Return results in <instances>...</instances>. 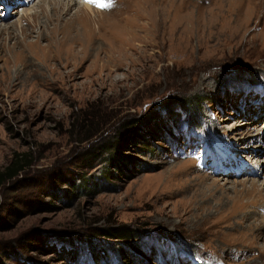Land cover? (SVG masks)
I'll use <instances>...</instances> for the list:
<instances>
[{"label": "rangeland", "instance_id": "rangeland-1", "mask_svg": "<svg viewBox=\"0 0 264 264\" xmlns=\"http://www.w3.org/2000/svg\"><path fill=\"white\" fill-rule=\"evenodd\" d=\"M57 1L0 0V264H264V0Z\"/></svg>", "mask_w": 264, "mask_h": 264}, {"label": "trees", "instance_id": "trees-1", "mask_svg": "<svg viewBox=\"0 0 264 264\" xmlns=\"http://www.w3.org/2000/svg\"><path fill=\"white\" fill-rule=\"evenodd\" d=\"M197 103L198 104H202V102H198L197 101ZM189 104L193 107V106H197L198 107V104H195V102H194V100L192 99V100H189L188 102H187V105L189 106ZM200 104V105H201ZM183 112H184V115H185V119H186V126L189 128V129H191V128H193V126H196L197 125V123L196 122H193V123H191V121L188 119V112L187 111H185V110H182ZM103 148H104V150H103ZM102 148V151L103 152H111V150L113 149V146H111V145H108L107 147H103ZM23 163H22V161L20 160V161H15V159H14V161L9 165V166H7V167H5L2 171H0V188L1 187H3L5 184H7L8 182H10L13 178H15L17 175H18V173L19 172H21L22 170H23ZM120 231V229H117L116 231ZM118 233H121V231L120 232H118ZM123 233V232H122ZM105 235V233L103 234V236ZM109 235H111V234H109ZM113 236V235H112ZM127 235H124V237H126ZM68 258L69 259H73L74 257H70V256H68Z\"/></svg>", "mask_w": 264, "mask_h": 264}, {"label": "bare ground", "instance_id": "bare-ground-1", "mask_svg": "<svg viewBox=\"0 0 264 264\" xmlns=\"http://www.w3.org/2000/svg\"><path fill=\"white\" fill-rule=\"evenodd\" d=\"M60 2H58V3H56V2H53V4L54 5H52V7H53V10H61V4L60 3H62L63 1L65 2V4H66V6L65 7H69L70 6V4H75V2L73 3V1H78V0H59ZM83 1H85V0H83ZM104 3H107V2H104ZM57 7H56V6ZM87 5V4H86ZM88 7H86V9L85 10H87L88 11ZM104 9V8H103ZM106 9V8H105ZM107 10H108V7H107ZM73 16V15H72ZM3 19V15L2 14H0V21ZM64 19V18H63ZM72 23V22H71ZM76 25V24H75ZM75 25L74 24H72L71 25V27L67 30H65V29H63V30H59V31H55V36L56 35H58V36H60L61 37V40H60V43L63 45V44H65V43H68V42H70V43H74V30H76V27H75ZM141 30H144V29H141ZM60 32V33H59ZM12 34V32H10V35ZM9 35V36H10Z\"/></svg>", "mask_w": 264, "mask_h": 264}, {"label": "snow or ice", "instance_id": "snow-or-ice-1", "mask_svg": "<svg viewBox=\"0 0 264 264\" xmlns=\"http://www.w3.org/2000/svg\"><path fill=\"white\" fill-rule=\"evenodd\" d=\"M86 3L95 4L97 7L107 8L111 6V0L108 3H99L98 0H85Z\"/></svg>", "mask_w": 264, "mask_h": 264}]
</instances>
